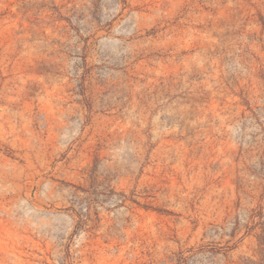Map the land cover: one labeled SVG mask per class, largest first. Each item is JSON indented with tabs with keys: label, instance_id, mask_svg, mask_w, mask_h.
<instances>
[{
	"label": "rangeland",
	"instance_id": "obj_1",
	"mask_svg": "<svg viewBox=\"0 0 264 264\" xmlns=\"http://www.w3.org/2000/svg\"><path fill=\"white\" fill-rule=\"evenodd\" d=\"M264 231V0H0V264H249Z\"/></svg>",
	"mask_w": 264,
	"mask_h": 264
},
{
	"label": "trees",
	"instance_id": "obj_2",
	"mask_svg": "<svg viewBox=\"0 0 264 264\" xmlns=\"http://www.w3.org/2000/svg\"><path fill=\"white\" fill-rule=\"evenodd\" d=\"M260 259L258 260V262L254 263V262H249V264H264V231H263V236L260 237Z\"/></svg>",
	"mask_w": 264,
	"mask_h": 264
}]
</instances>
